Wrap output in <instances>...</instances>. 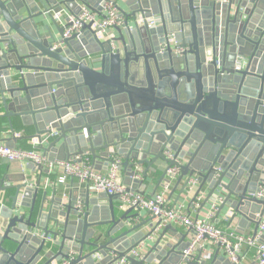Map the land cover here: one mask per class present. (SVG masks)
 Returning <instances> with one entry per match:
<instances>
[{
	"label": "water",
	"instance_id": "obj_1",
	"mask_svg": "<svg viewBox=\"0 0 264 264\" xmlns=\"http://www.w3.org/2000/svg\"><path fill=\"white\" fill-rule=\"evenodd\" d=\"M107 1L0 0V119L11 139L16 118L33 129L27 139L49 162L87 153L106 170L113 151L128 189L159 163L166 168L158 186L179 166L180 196L195 179V195L206 192L202 207L222 199L218 215L240 216L256 235L264 217V201L250 197L264 185V0H113L118 12L124 3L132 25L125 21L101 42L91 23L63 38L66 25L54 14L76 17L81 7ZM153 16L161 19L156 29L137 26ZM167 35L176 46L163 50ZM178 48L186 51L175 54ZM38 187L0 186L14 192L9 207L0 197V264H113L124 257L129 264H231L218 253L187 261L189 242L165 238L177 234L171 225L150 245L156 230L127 224L132 209L114 205L115 195L76 190L66 202L54 195L47 201L38 200ZM140 244V260L126 257Z\"/></svg>",
	"mask_w": 264,
	"mask_h": 264
},
{
	"label": "built area",
	"instance_id": "obj_2",
	"mask_svg": "<svg viewBox=\"0 0 264 264\" xmlns=\"http://www.w3.org/2000/svg\"><path fill=\"white\" fill-rule=\"evenodd\" d=\"M225 3L226 0H215ZM61 13L53 15V19L66 25L63 33V38L67 39L72 34L78 33L82 24L91 23L95 38L98 41H104L107 38L109 30L114 28H121L125 26V21L119 16L118 8L113 0L107 2H100L96 10L89 9L86 6L81 7L79 15L76 17L66 15L62 18ZM137 26H145L148 29H156L161 25V19L157 16L150 18H140L136 21ZM112 39V38H111ZM166 45L162 47L164 50L168 45L176 46L173 35L165 37ZM113 50L115 47H113ZM186 49H174L175 54H181ZM209 55V51L207 52ZM240 70V67H236ZM108 167L104 172H99L95 169V165L90 158V155L85 153L83 156H77L73 161L69 162H49L44 154L38 150L25 151L20 148H10L0 143V164L3 162L17 163L24 168L26 165L32 164L34 168L42 167L48 171V174L55 176L56 184L66 183L68 179H73L81 183L90 184L92 190L107 195H115L118 197L120 209H132V212L137 214L144 213L150 216L156 225L153 229L157 230L168 225H174L183 228L188 236L187 242L189 246L183 252V258L191 261L197 253L201 254V260L208 262L211 260L212 249L216 248L226 260L231 264H264V217L260 218L256 235L242 234L236 230L218 227L219 205L222 199L209 202L206 206V214L202 218L192 217L186 213V207L183 204L177 203L171 205L167 199V194L171 185L176 182L180 175V167L173 166L166 172L165 181L162 183V189L155 192L151 196H146L139 191L128 189L121 181L120 166L122 159L113 156V151H110ZM164 156L167 160H173V154L169 151H164ZM178 165H181L178 162ZM136 180H141L139 175L134 177ZM53 184V183H52ZM195 179H189L185 191L186 196L192 197L191 204L194 210L202 208L203 198L201 193L195 195L196 190ZM250 197L264 201V185L258 187V191ZM78 197L75 207L83 212L84 203ZM228 215L231 216L230 212ZM229 218L228 216H225ZM127 224H134V218L129 220ZM143 245L140 244L137 248L126 254V257H132L137 260L141 259V252ZM99 261V255L95 256ZM65 264V263H63ZM113 264H129L126 258L119 259Z\"/></svg>",
	"mask_w": 264,
	"mask_h": 264
},
{
	"label": "crops",
	"instance_id": "obj_3",
	"mask_svg": "<svg viewBox=\"0 0 264 264\" xmlns=\"http://www.w3.org/2000/svg\"><path fill=\"white\" fill-rule=\"evenodd\" d=\"M119 7L122 8L123 12L125 14H128V9L125 7L124 3L121 1L118 2ZM119 11V16L124 20V21H129V24L132 25L131 20H128L124 13ZM115 29V28H114ZM112 29L109 30L108 35H107V40L114 38L117 36L116 31ZM52 34L54 36L57 35V32L55 29L51 27ZM2 111H0L1 113ZM12 125L14 128L15 132V141L11 139L12 135L7 129V122L5 119H0V143L4 145H12L15 148H22V149H29L31 150H38V144L36 140H30L27 139L29 136L34 134L33 129L30 128H22L19 119H12ZM5 140H10L13 144H7ZM40 152V151H39ZM42 153V152H40ZM97 170L99 172H104L105 171V164L99 162V164L95 163L94 164ZM166 165L164 163H159L156 165V168L154 170L149 171L147 175V179L144 180V182L137 187L136 184H132L131 187L133 186L134 191H139L140 193H143L146 196H151L155 192H158L162 189V184L158 186V179L160 175L164 172ZM143 170V169H142ZM124 175H125V170L122 169L120 171V178L123 183L124 180ZM28 181V186L32 188L38 187V200H40L43 195L46 196L47 201L51 200L52 195H54L55 198H59L62 200V202H66V200L73 195L76 190H78L80 195L86 196L89 195L90 198H93V196L97 195L96 192H94L89 186L90 184L88 183H81L78 185V182L76 180L68 179L66 183H58L56 184V179L55 176H52L48 174V171L43 169L41 172L37 170H31V168H28V165L24 166V168H21V166L17 163H9V162H3L0 164V186L2 185L4 188L8 187H14L17 186L20 183ZM53 183V184H52ZM39 184V185H38ZM158 186V187H157ZM181 185L175 186V182L171 185V188L167 194V199L170 202L171 205L173 204H183L186 207V213L189 214L192 217H199L202 218L206 214V206L202 207L200 210H194L191 204L192 197L186 196V194L183 193V195H179V191L181 189ZM196 188V187H195ZM196 192V190H195ZM13 191H5V192H0V197H1V204L4 206L9 207L10 206V200L9 196L13 195ZM195 194V193H194ZM201 197L203 200L206 197V192L202 191L201 192ZM82 201L83 198L81 199ZM39 204V201L37 202ZM114 205L118 206L119 203L118 201H114ZM119 207V206H118ZM117 216H121L123 212H116ZM227 211L221 213L218 216V221L216 222L218 227H224L226 229H232L236 230L242 234L246 235H252L254 231V224H249L248 222L244 223V226H241V217L236 216L235 218H231V216L228 215ZM130 216L134 217V223L135 224H141L142 227L140 228V231L142 232H148L150 229H152L156 223L154 220L148 216L147 214L140 213L137 214L136 212H131L129 213ZM128 215V216H129ZM225 216H228L229 218H226ZM231 218V219H230ZM172 229L176 230L177 234L173 232H166L165 238L170 241L171 243H177L181 241V239H185L186 241L188 240V236L186 231L183 228H179L177 226L171 225ZM165 227H162L157 230L156 234L151 236L149 241L150 245H152L159 234L164 230ZM146 250V248H144ZM215 253H218V255H222L216 248L212 249L211 255L213 256ZM211 256V259H212ZM184 264V263H182Z\"/></svg>",
	"mask_w": 264,
	"mask_h": 264
},
{
	"label": "trees",
	"instance_id": "obj_4",
	"mask_svg": "<svg viewBox=\"0 0 264 264\" xmlns=\"http://www.w3.org/2000/svg\"><path fill=\"white\" fill-rule=\"evenodd\" d=\"M20 149H22V148H20ZM22 150H25V151H31V148H29V149H22Z\"/></svg>",
	"mask_w": 264,
	"mask_h": 264
},
{
	"label": "flooded vegetation",
	"instance_id": "obj_5",
	"mask_svg": "<svg viewBox=\"0 0 264 264\" xmlns=\"http://www.w3.org/2000/svg\"><path fill=\"white\" fill-rule=\"evenodd\" d=\"M66 264V263H65Z\"/></svg>",
	"mask_w": 264,
	"mask_h": 264
}]
</instances>
